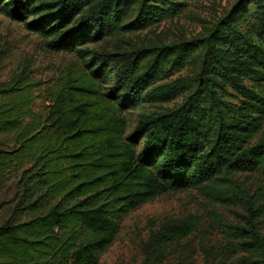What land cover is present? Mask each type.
Returning a JSON list of instances; mask_svg holds the SVG:
<instances>
[{
	"label": "trees",
	"instance_id": "16d2710c",
	"mask_svg": "<svg viewBox=\"0 0 264 264\" xmlns=\"http://www.w3.org/2000/svg\"><path fill=\"white\" fill-rule=\"evenodd\" d=\"M187 1L0 0V14L24 22L47 50L86 62L53 80L44 117L30 109L27 78L0 83V137L12 136L0 142V184L14 175L0 264H98L124 217L161 193L189 189L244 206L248 225L229 234L240 256L230 264H264V0H238L203 39L89 51L179 16ZM193 60L194 76L160 83ZM182 95L179 107L129 130L126 113ZM239 173L262 179L254 196L232 181ZM198 223H163L144 243L145 258L166 264L167 249Z\"/></svg>",
	"mask_w": 264,
	"mask_h": 264
},
{
	"label": "rangeland",
	"instance_id": "374dc122",
	"mask_svg": "<svg viewBox=\"0 0 264 264\" xmlns=\"http://www.w3.org/2000/svg\"><path fill=\"white\" fill-rule=\"evenodd\" d=\"M237 1L189 0L186 9L179 16L162 20L133 34L107 37L90 45L89 51H132L203 39ZM32 19L34 18L27 21ZM85 63L75 54L47 50L44 39L28 30L24 22L13 21L0 14V83H7L18 76L27 78L35 86L30 109L36 115L44 117L46 114L53 80L71 67L84 69ZM197 69L198 65L193 60L160 83L194 76ZM110 83L101 84L99 91L104 92V88L109 87ZM183 99L182 95L169 103L145 104L142 108L126 113L129 130L134 128L139 119L179 107ZM11 138L8 135L1 136L0 142H9ZM13 176L4 178L0 184V223L8 217L14 205ZM231 179L243 189V197L254 196L262 181L255 173H239ZM190 216L199 220L198 227L189 237L167 249L166 264H230L240 258L232 251L234 240L229 234H237L236 227L247 229L245 207L240 204L211 202L201 190L189 189L161 193L124 217L114 243L99 256L98 264H152L145 258L142 250L149 234L163 223ZM257 226L258 232L264 234V217Z\"/></svg>",
	"mask_w": 264,
	"mask_h": 264
}]
</instances>
